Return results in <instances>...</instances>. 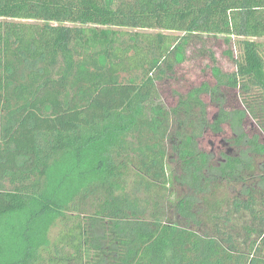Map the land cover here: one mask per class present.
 Instances as JSON below:
<instances>
[{"label":"trees","instance_id":"obj_1","mask_svg":"<svg viewBox=\"0 0 264 264\" xmlns=\"http://www.w3.org/2000/svg\"><path fill=\"white\" fill-rule=\"evenodd\" d=\"M193 33L235 38L234 69L210 52L214 82L168 107ZM252 38L264 0H0V264H264Z\"/></svg>","mask_w":264,"mask_h":264},{"label":"rangeland","instance_id":"obj_2","mask_svg":"<svg viewBox=\"0 0 264 264\" xmlns=\"http://www.w3.org/2000/svg\"><path fill=\"white\" fill-rule=\"evenodd\" d=\"M44 22V21H40ZM50 24H58L57 22H49ZM118 28V27H117ZM120 29V28H119ZM134 32V29H126ZM170 33L182 35L180 32L172 31ZM225 35L215 34H191L188 42L185 44V60L182 63L177 64L173 70V76L157 83L159 93L162 96L163 102L166 106L170 107L174 105L176 101V94L174 91L185 92L193 85H198L201 82L207 81L214 82L212 74H210L209 66L212 64L210 52L216 56L217 64L224 71H230L234 69V62L231 56L227 53L232 51L237 56V44L235 38L227 41ZM255 41L264 43V38H252ZM227 95V105L229 107L240 105L238 92L236 89H225ZM205 101L208 104L209 115L212 116L215 108L210 105L209 98L204 96ZM254 124V123H253ZM252 120L249 119L246 128L250 129L252 126ZM254 126V125H253ZM228 132L224 135L206 134L200 140V146L205 150L219 151L223 147L222 143L224 138L227 137ZM171 189L175 192H182L183 189L177 185L172 184ZM52 235L56 233V228L52 229Z\"/></svg>","mask_w":264,"mask_h":264}]
</instances>
